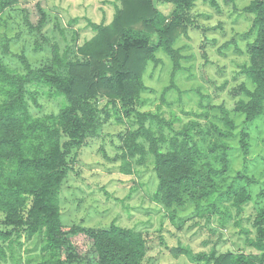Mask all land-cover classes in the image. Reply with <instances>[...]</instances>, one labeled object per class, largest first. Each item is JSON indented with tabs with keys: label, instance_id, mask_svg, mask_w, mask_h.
I'll return each instance as SVG.
<instances>
[{
	"label": "trees",
	"instance_id": "16d2710c",
	"mask_svg": "<svg viewBox=\"0 0 264 264\" xmlns=\"http://www.w3.org/2000/svg\"><path fill=\"white\" fill-rule=\"evenodd\" d=\"M12 1L0 0V13ZM119 1L110 22L88 20L89 38L76 43L74 33L62 50L58 42L51 44V56L40 67L32 68L26 56L19 55L24 67V72L19 73L0 58V214L7 229L0 230V239L11 247L21 233L27 239L39 237L43 256L37 264H143L147 240L141 232L115 222L107 228H66L61 222L60 191L71 169L69 156L73 149L85 144L89 133L109 119L111 109H116L118 121V107L125 108L130 118V126L121 136V169L130 173L132 159L142 164L152 157L157 181L155 202L166 209L189 203L196 214H201L218 212L219 205L227 201L239 214L251 200L246 186L232 184L221 189L229 163L224 140L220 141L221 165L216 167L207 153L217 146L201 147L198 132L193 129L197 123L174 130L158 114L136 109L143 103L141 94L148 89L144 82L148 65L161 62L156 55L159 50L172 65L170 83L164 91L176 88L174 80L181 70L183 55L175 44L194 24L191 10L196 0ZM209 1L216 5L215 0ZM158 2L171 3L174 8L166 15L157 8ZM38 11L37 23L28 22V27L44 41L47 14L41 8ZM242 11L252 15L249 33L254 34V39L248 62L242 67L252 88L241 83L230 88L228 94L235 99L231 110L251 122L264 116V0H250ZM54 28L65 39V28L59 20ZM35 44V49L41 48L37 40ZM4 52L10 53L7 47ZM36 86L47 87L49 96L61 97L58 113H31L29 100L41 106L31 89ZM100 100L105 101L102 107ZM221 111L225 130L216 128V132L228 138L235 124L226 109L221 107ZM162 124L170 133L163 132ZM246 137L241 141L244 149L248 146ZM254 224L257 237L249 242L262 253L259 258L233 251L194 254L181 247L173 248L172 253L188 254L202 264H264V208ZM77 235L90 240L88 254L76 251L72 237ZM0 256H6L1 247Z\"/></svg>",
	"mask_w": 264,
	"mask_h": 264
},
{
	"label": "rangeland",
	"instance_id": "374dc122",
	"mask_svg": "<svg viewBox=\"0 0 264 264\" xmlns=\"http://www.w3.org/2000/svg\"><path fill=\"white\" fill-rule=\"evenodd\" d=\"M249 1L215 0L213 5L209 0H196L191 10L194 24L175 44L183 55L181 70L174 80L176 88L164 91L170 83L172 65L159 50L156 55L161 62L148 65L144 74L148 89L141 94L143 103L136 107L140 112L158 114L174 130L197 123L193 129L198 132L196 137L201 147L217 146L215 151L207 153L216 167L221 165L220 141L224 140L229 163L221 189L226 190L232 184L246 186L251 200L244 204L242 212L236 213L227 201L219 205L220 212L201 214H196L189 203L166 209L155 202L157 181L152 157H147L142 164L132 159L130 173L121 169V136L126 134L130 118L125 115V108L118 107L121 121L116 119V109H111L109 119L89 133L85 144L73 149L69 156L71 169L60 191V217L66 228H107L115 222L139 231L147 240L143 264H202L188 254L172 253L175 247L186 248L194 254L215 250L261 256L249 240L257 237L254 220L264 208V116L245 122L244 115L231 110L235 99L228 94L230 88L241 83L252 88L242 72L254 39V34L249 33L252 15L242 11ZM119 4V0H13L0 13V58L19 73L24 72L19 55L26 56L32 68L40 67L51 56V44L58 42L62 50L74 33H77L76 43H81L91 36L88 20L110 22ZM40 8L47 14L44 41L28 27V22L37 23ZM157 8L169 15L174 6L158 2ZM57 20L65 28V39L54 28ZM36 40L41 43L38 50ZM6 47L9 54L4 52ZM31 89L41 105L36 107L28 101L34 116L59 112L60 96H49L47 87L43 86ZM104 104V100L99 101L100 107ZM221 107L228 111L235 124L233 135L228 138L216 132V128L225 130ZM161 126L163 132L170 133L168 126ZM244 135L246 149L241 144ZM225 208L227 213H222ZM2 219L0 214V230H7ZM13 237L17 238L15 234ZM72 241L80 254L91 251V242L83 235L73 236ZM0 247L6 255L0 256V264H14V261L37 264L43 256L41 239L37 236L27 239L24 233L11 247L0 239Z\"/></svg>",
	"mask_w": 264,
	"mask_h": 264
}]
</instances>
